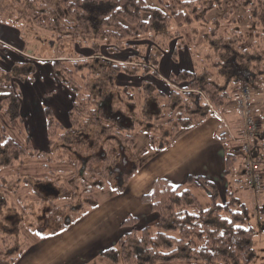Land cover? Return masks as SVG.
<instances>
[{
	"label": "trees",
	"instance_id": "trees-1",
	"mask_svg": "<svg viewBox=\"0 0 264 264\" xmlns=\"http://www.w3.org/2000/svg\"><path fill=\"white\" fill-rule=\"evenodd\" d=\"M12 1L15 6L27 5L34 23L49 24L53 32L67 35L73 45L82 49L92 48L101 41L123 42L135 38V31L140 34L164 31L177 41L182 33L171 32L172 23L179 29L193 28L201 22L221 23L211 31V40L206 41L207 45L214 44L213 48L219 49L221 56L213 60L211 54L208 66L193 72L183 71L168 79L177 88L185 86L182 87L184 94L173 90L170 97H164L156 90H148L150 79L158 77L159 59L167 53L159 52L160 48L152 47L144 59L130 60L121 66L108 60L100 69L110 77L106 93L102 88L104 80L100 79L102 73L96 72L93 58L80 64L77 61L72 66L66 62L84 59L83 56L52 61L55 81L73 95L70 127L63 128L45 108L48 148L38 151L30 138L21 146L8 138L6 128L0 126V175L4 169L12 171L36 161L38 169L45 172L44 179L35 185L37 190L49 186L54 195L52 201H43L47 224L54 227L51 232L42 234L40 240L59 236L83 220L101 204L97 196L108 199L124 194L140 168V156L146 152L160 154L171 148L180 133L201 126L212 114L211 108L221 113L229 100L230 85L249 83L255 91V99L264 87V0H242L240 8L244 15L232 20L237 22L235 29L228 24L229 12L219 20H207V15L227 0H160L161 8L149 6L145 0H61L51 11L35 10L32 1ZM144 14L149 15L148 20L144 19ZM176 45L174 60L176 52L183 49L180 46L185 44ZM27 67L32 70V66L21 63H15L9 71L0 67V114L13 127L22 120V95L16 82L34 81L35 72L30 69L27 72ZM121 76L128 80L124 81ZM139 84L141 88L136 86ZM141 99L145 100L142 108ZM162 101H166L165 104ZM180 103L184 112L170 117L174 114L173 106ZM152 114L158 115L152 119ZM153 128L158 131L156 135ZM141 132L147 133L151 141L136 154V137ZM256 138L253 155L262 171L263 189L254 191L262 193L264 158L256 155V151L264 153V112L262 128ZM3 158L5 163L1 162ZM240 159L236 153H226L225 177L235 176ZM1 182L0 203H4L3 209L13 211L16 202L9 206L6 195L10 193L9 199L18 197L21 182L7 181L5 176ZM187 185L207 192L211 206L205 209L188 188L173 187L166 180H158L151 192L142 197V203L150 206L156 215L154 227L139 229L138 219L128 218L121 225L128 232L119 238L116 246L102 251L100 257L110 264H249L254 231L245 226L246 205L230 193L226 195L227 202L221 203L217 185L205 178L189 177ZM57 202L62 204H55ZM0 229L3 231L2 225ZM0 245L3 246L0 264H16L26 250L25 245L21 250L17 247L18 250L13 241L5 238L0 239Z\"/></svg>",
	"mask_w": 264,
	"mask_h": 264
},
{
	"label": "crops",
	"instance_id": "crops-1",
	"mask_svg": "<svg viewBox=\"0 0 264 264\" xmlns=\"http://www.w3.org/2000/svg\"><path fill=\"white\" fill-rule=\"evenodd\" d=\"M176 46L160 59L157 66L158 77L150 79L149 91L156 90L164 94V97H170L173 90L184 94L182 87L185 88V86L177 88L168 79L172 75H178L183 71L193 72L195 69L208 66L211 64L210 55L213 51V54L217 55L218 58L221 56L220 50L213 48L208 56L203 57L197 63L194 60L196 56L189 49L191 46L184 45V49L176 52L174 60L172 56ZM215 59L217 58L214 56L213 60ZM162 60L169 62L170 65L172 62L178 63L180 60L185 70L179 73L167 71L165 74H161ZM43 79L45 78L42 77L40 81L42 82ZM35 80L31 83L25 82L23 89L21 85L19 86L22 95L21 123L24 127L26 126L28 138H30L33 148L38 151H46L48 138L44 109L48 108L63 128L68 129L70 127L69 112L73 103V95L63 86H60V88L52 86L49 91V86H41ZM136 86L141 88V84ZM242 87L241 84L229 86V100L219 113L220 117L213 114L207 116L201 126L189 132L180 133L175 144L160 154L146 152L141 155L139 158L140 168L129 182L127 191L124 194L103 200L83 220L59 236L39 240L31 248L30 246L27 247L16 264H88L96 254L100 256L102 251L116 246L119 238L124 234H119L120 230H125L121 228V225L128 218L138 219L139 229L147 228L149 225L154 226L156 215L152 213L150 206L142 203V197L151 192L153 184L158 180H166L173 187L188 188L191 191L194 188L203 191L195 185H187L189 177L194 179L202 177L217 185L221 196H224V200L229 193L236 197V193H238L237 183H243V159L239 160V177H235V179L227 178L224 176V172L226 153L232 152L240 156L238 152L239 143L235 140L240 138L244 125L233 105L241 95ZM55 93L56 95H54ZM144 101V99L140 101L141 108L144 107ZM181 105L180 103L173 106L174 114L172 113V116L184 112ZM255 105L258 128L261 129L262 114L264 112V87L260 89L255 99ZM167 114H170V112ZM157 115L152 114V119H155ZM220 118H224L229 124L234 134V140L220 141L216 137L221 127ZM256 152V155L264 158L262 151L257 150ZM262 161L264 162V160ZM113 219L117 220L116 227L118 226L119 229L115 235H110L109 221Z\"/></svg>",
	"mask_w": 264,
	"mask_h": 264
},
{
	"label": "rangeland",
	"instance_id": "rangeland-1",
	"mask_svg": "<svg viewBox=\"0 0 264 264\" xmlns=\"http://www.w3.org/2000/svg\"><path fill=\"white\" fill-rule=\"evenodd\" d=\"M28 1H32L33 6L37 11H51L52 9H56V6L61 0ZM241 1L242 0H227L228 3L225 1L222 7H219L217 9L215 8L207 15V20H219L229 12L228 24L232 29H235L237 22H232V20L237 19L238 16L241 17L242 14L244 15L240 8ZM13 2L14 1L12 0H0V42L2 46L0 47V67L5 70H11L15 63L27 64V66L30 67L32 66V70L28 67L26 68L27 72L29 69L30 71H34L35 74L33 77L34 79H36L35 81L37 83H40L41 86H49V91L52 86L57 88H60V86H62L60 83L55 81L53 77L54 71H52V61H54V59L64 57L66 60L67 57L70 56H83L84 59L76 58L78 60H71L69 62H66L68 66H72V64L82 63L83 60H87V62H89L93 58V61H95V65L93 64V66H97L96 72H98L100 71V69L104 68V65L106 64V62H108V60L114 61L117 65L119 64L121 66L130 60H139L140 58L144 59V55H148L149 51L152 50V47H154V49L156 50H158L157 48H160L159 52L163 51L169 53L171 49L174 48L176 43L179 42L182 44V46L183 43L186 46H191L189 47V49L194 53V56H196L194 60L199 63V61L203 57L208 56L213 49L214 44H206V41L209 42V40H211L209 39L211 31L217 28L218 25H221V23L216 24L214 22H201L195 24L193 28L187 27L179 29L175 23H172L170 28L171 32L181 31L182 33V37L177 41L174 40V37H169V33L167 34L164 31H150L145 34H140L135 31V34H137L135 38L127 39L123 42L119 40H113L108 43L105 41H101V43L93 44L92 48L89 47L82 49L78 45H73L70 42V37H68L67 35H58V33L53 32L49 24H47L46 26H40L39 24L34 23L32 14H30L27 9V5L15 6L12 5ZM145 2L149 6H152L154 8H161L160 0H145ZM143 17L145 20L149 19L148 14H144ZM241 27L245 26L241 24ZM188 29L190 31H187ZM244 30H247L246 27L244 28ZM180 48L184 49L185 47L180 46ZM116 49H118V51H116ZM179 51H181V49ZM26 54L33 55L37 58H28ZM213 56L218 58L217 55L213 54ZM182 70H185V67L180 60L178 63L172 62L171 65L169 64V62L163 60L161 62V74H165L167 71L179 73ZM100 72L102 73L100 79H103L105 83V85H102V88L106 93V89L109 88L106 82L110 80V77L104 74L103 71ZM42 77L45 79H43L41 82L40 80L42 79ZM121 78L124 80H128L127 77L124 78L123 76H121ZM131 79L136 80L134 78ZM16 84L18 86L21 85L22 89L23 86H25L24 83L21 84L19 82H16ZM54 95H56V93ZM134 95L139 98L138 93H135ZM126 102L128 103V100ZM162 103L164 102L162 101ZM165 112L168 113L169 111L165 110ZM0 126L6 128L7 137L12 138L21 146L26 145L29 136L26 126L24 127L21 122H17L13 127L9 124L6 118L2 114H0ZM152 130L154 134L158 132L154 128ZM150 141L151 140L148 138L147 133L141 132L140 134H138L134 147L135 153L140 154L143 149L150 145ZM1 162L5 163L6 159L3 158ZM37 164L38 163L36 161H31L29 163H26L23 168L17 167L15 169H12V171L4 169L0 175V185L4 176L5 180L7 181L21 182V191L19 192L18 197L16 196L9 199L10 193H7L6 195V197L8 196V201H10L8 203L9 206L10 204H12L11 202H16L13 204L15 206L14 210L8 211L6 208L3 209L4 203H0L1 211L3 210V213H1L0 217V225H2L4 228L3 231L2 229H0V239L5 238L8 241H13V244H16L15 247H19L20 250L24 245V247L26 248L29 246L31 248L36 244L37 241L40 240L42 234L51 232L54 227L53 225L50 226L49 224H47L44 213L45 203L43 202L44 200L47 202L48 200L52 201L54 199V195L51 191L48 190L49 186H46V188L44 186V189H46L45 193H43L41 189L37 190L38 187L35 185L39 184V180H43V177H45L43 176L45 172L38 169ZM260 164L262 166V163ZM238 170L239 168L237 169L235 176L231 177V179L239 177ZM10 172H12V174L14 175H10ZM40 183L47 184L45 182L43 183L42 181ZM237 185L238 193H236V198L241 202V204L246 205L248 212V220L245 226L248 228H252L254 231L253 255L249 264H264V190L262 193H256L254 190L248 189L242 182L237 183ZM192 191L194 196L199 200V202L205 209H208L211 206V202L207 192H203L194 188L192 189ZM1 192L2 191L0 190V194ZM105 198L106 196H97L96 200L102 203ZM220 202H227V199L224 200V196L222 195L220 198ZM64 203L65 202H63V204ZM55 204L60 205L62 203L57 202ZM48 206L49 205L47 203L46 207ZM37 219L40 220L38 221ZM116 222L117 220L114 219L109 221L110 235H115V233L119 229L118 226L116 227ZM149 227L154 226L149 225ZM127 232L128 230L126 229L123 231L120 230L119 234H125ZM14 238H16V240ZM1 247L3 246L0 245V249L2 250ZM88 264L110 263L101 258L99 254H96L91 258Z\"/></svg>",
	"mask_w": 264,
	"mask_h": 264
},
{
	"label": "built area",
	"instance_id": "built-area-1",
	"mask_svg": "<svg viewBox=\"0 0 264 264\" xmlns=\"http://www.w3.org/2000/svg\"><path fill=\"white\" fill-rule=\"evenodd\" d=\"M255 91L250 84H245L242 88L241 95L235 101L233 108L238 113L243 122L244 129L239 139L235 140L239 143L238 152L243 159V179L245 185L249 189L260 192L263 189L262 171L259 164L254 158V142L257 139L258 121L255 107ZM212 114L215 116L220 115L211 108ZM221 119V127L216 134L219 140L226 141L233 139L229 124L224 118Z\"/></svg>",
	"mask_w": 264,
	"mask_h": 264
},
{
	"label": "flooded vegetation",
	"instance_id": "flooded-vegetation-1",
	"mask_svg": "<svg viewBox=\"0 0 264 264\" xmlns=\"http://www.w3.org/2000/svg\"><path fill=\"white\" fill-rule=\"evenodd\" d=\"M45 188H46V187H45ZM40 189H41V191H45V190H46V189H44V186H41ZM48 190H50V188H48ZM0 213H2V211H1V206H0ZM0 215H1V214H0ZM0 217H1V216H0ZM9 219H10V218H9ZM9 219H8V220H9Z\"/></svg>",
	"mask_w": 264,
	"mask_h": 264
}]
</instances>
